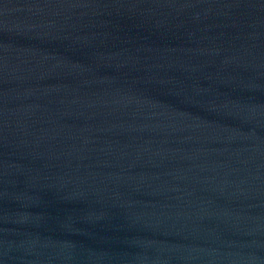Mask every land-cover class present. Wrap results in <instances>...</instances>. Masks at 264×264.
I'll return each instance as SVG.
<instances>
[{
	"label": "water",
	"instance_id": "95a60500",
	"mask_svg": "<svg viewBox=\"0 0 264 264\" xmlns=\"http://www.w3.org/2000/svg\"><path fill=\"white\" fill-rule=\"evenodd\" d=\"M0 264H264V0H0Z\"/></svg>",
	"mask_w": 264,
	"mask_h": 264
}]
</instances>
